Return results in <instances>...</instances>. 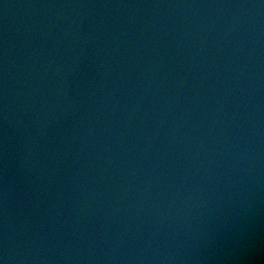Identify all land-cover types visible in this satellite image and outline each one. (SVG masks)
Masks as SVG:
<instances>
[{
    "label": "water",
    "instance_id": "water-1",
    "mask_svg": "<svg viewBox=\"0 0 264 264\" xmlns=\"http://www.w3.org/2000/svg\"><path fill=\"white\" fill-rule=\"evenodd\" d=\"M0 264H264V0H0Z\"/></svg>",
    "mask_w": 264,
    "mask_h": 264
}]
</instances>
